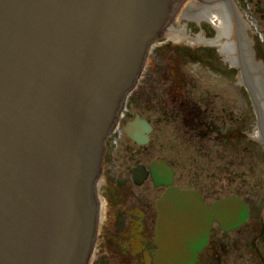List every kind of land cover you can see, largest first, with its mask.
Masks as SVG:
<instances>
[{"label":"water","instance_id":"95a60500","mask_svg":"<svg viewBox=\"0 0 264 264\" xmlns=\"http://www.w3.org/2000/svg\"><path fill=\"white\" fill-rule=\"evenodd\" d=\"M183 1L0 0V264L87 263L106 137L173 15L215 28L264 138V66L239 10L233 0H188L176 11ZM124 131L145 144L152 125L136 115ZM149 169L156 185H171L158 200V264H193L212 219L232 214L221 219V203L209 209L196 191L172 186L166 161ZM133 174L141 184L148 171ZM240 204L238 223L248 215Z\"/></svg>","mask_w":264,"mask_h":264},{"label":"rangeland","instance_id":"374dc122","mask_svg":"<svg viewBox=\"0 0 264 264\" xmlns=\"http://www.w3.org/2000/svg\"><path fill=\"white\" fill-rule=\"evenodd\" d=\"M233 1L244 19L252 23L249 37L257 57L264 63V13L260 11L264 9V0ZM171 25L177 30L185 29L189 38L178 43L164 32L157 47L151 49L148 61L153 63L154 58L162 57L164 64L172 61V56L177 58V68L188 77L189 85L180 100L173 104L167 98L169 85H160L158 96L164 97L159 101L164 99L165 104L162 108L157 107L152 98H139L137 92L130 96L125 117L130 119L140 112L155 124V130L151 133V142L144 146L129 139L122 128L114 130L107 149L109 170L116 174L114 179L123 187L127 181L132 182L131 169L136 164H149L161 157L174 164L178 186L206 191L210 185L220 189L224 186L228 172L222 167L228 164L234 172L248 177L250 186L257 179L258 191L263 192L264 141L257 140L255 134L260 127L249 92L241 83L235 66L226 61V55L218 51L217 45L192 41L201 35L213 38L215 28L204 20L192 18H181ZM203 116L206 118L202 120V131H209L205 137L194 124ZM206 122L211 126L209 130ZM230 133H234L236 139L224 146L223 141ZM221 156L225 157L221 159ZM152 188L150 182L143 187L136 186L146 193L153 192ZM92 260L90 258L87 264H92Z\"/></svg>","mask_w":264,"mask_h":264},{"label":"flooded vegetation","instance_id":"af4514ba","mask_svg":"<svg viewBox=\"0 0 264 264\" xmlns=\"http://www.w3.org/2000/svg\"><path fill=\"white\" fill-rule=\"evenodd\" d=\"M260 11L264 13L263 8ZM161 59L162 57L154 58V62H151L153 66H150L149 62L146 63L140 81L132 92V96L137 92L139 98H152L159 108L165 105L164 99L159 101L164 97L158 96L160 85H169L167 98L171 104L180 100L189 85L188 77L177 68V58L172 56V61L167 59L169 61L164 64ZM137 113L152 123L154 131L155 124L140 112L134 115ZM204 118L206 116L197 119L194 124L205 137L209 131H202ZM125 120L129 119L125 117ZM206 126L208 130L211 128L207 122ZM234 135L230 133L229 138L224 139V146H227L230 140L236 139ZM151 140L150 135V142ZM107 154L106 150L104 166L108 178L102 174L96 184L100 206L92 264H158L164 246L163 239L157 236L161 217L158 200L163 197L167 186L156 185L149 174L141 185L136 184L132 176L133 183L127 181L122 187L120 181L114 179L116 174L109 170ZM224 157L221 156V159ZM167 162L175 169L172 162ZM222 169L228 172V177L224 179L221 189L212 185L206 191L196 187L188 189L195 190L209 209H213V205L222 199L237 198L247 205L248 215L243 222L238 223L240 216H236V213L239 214L242 208L234 203L219 204L215 209L221 219L232 214V220L222 223L218 218L212 219L208 242L197 253L193 264H264V191H258L260 184L257 179L252 182L253 186H250L248 177L246 179L238 174V171L234 172L228 164ZM147 182L153 185L151 190L154 194L152 191L146 193L136 189V186L143 187Z\"/></svg>","mask_w":264,"mask_h":264},{"label":"bare ground","instance_id":"6f19581e","mask_svg":"<svg viewBox=\"0 0 264 264\" xmlns=\"http://www.w3.org/2000/svg\"><path fill=\"white\" fill-rule=\"evenodd\" d=\"M234 2V1H233ZM235 4V3H234ZM236 5V4H235ZM237 7V6H236ZM238 9V8H237ZM239 10V9H238ZM240 12V11H239ZM241 14V13H240ZM241 16H242V18H243V20H244V22H245V24H246V26H247V29H249L250 28V23H248L245 19H244V17H243V15L241 14ZM199 20V19H198ZM164 31L167 33V35L170 37V38H172L173 40H175L176 42H181V41H183V40H185V39H188L189 37H188V35H187V33H186V30L185 29H179V30H177L173 25H170V24H168V25H166V26H164ZM192 40L194 41V42H203V43H209V44H212V45H217L218 46V49H219V51L221 52V54L223 55V56H225L226 55V61H229L233 66H234V64H233V62H232V60H231V58H230V56H229V54H228V52L226 51V49H225V47H224V45H223V43H222V41H221V39H220V37H219V35L217 34V32H216V30H215V35L213 36V38H209V37H207V36H204V35H201L200 37H196V38H192ZM250 41H251V45H252V40H251V38H250ZM240 80H241V83H243L244 85H245V83L243 82V80L241 79V77H240ZM246 86V85H245ZM247 88V87H246ZM248 90V89H247ZM249 95H250V93H249ZM255 134H256V136H257V138L258 139H260V140H264V138H263V136H262V134H261V131H260V128H259V130H256L255 131ZM104 173H105V175L107 176V171H106V168H104ZM134 175V174H133ZM103 205V204H102ZM100 206V205H99ZM103 212H104V206L102 207V215H103ZM94 256V252H93V255H92V257Z\"/></svg>","mask_w":264,"mask_h":264}]
</instances>
